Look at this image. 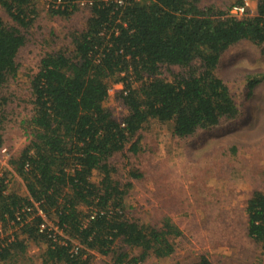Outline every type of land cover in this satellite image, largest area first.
<instances>
[{
    "label": "trees",
    "instance_id": "obj_1",
    "mask_svg": "<svg viewBox=\"0 0 264 264\" xmlns=\"http://www.w3.org/2000/svg\"><path fill=\"white\" fill-rule=\"evenodd\" d=\"M28 1L0 4L27 27L36 13ZM61 1L58 8L51 7L52 15L70 17L80 2L91 1V16L72 35V49L47 52L30 82L34 112L29 139L10 160L28 195L10 190L5 175L0 178V264L24 257L30 241L46 245L48 264H90L92 251L113 255L116 264L170 257L180 228L170 216L153 224L129 218L126 198L133 182L114 178L112 159L129 145L137 153L140 132L152 120L169 123L173 135L184 139L241 117L217 70L224 53L239 42L264 47V0H256L255 15L243 17L230 13L232 5L224 10L203 0H127L123 5L113 0ZM27 41L20 27L0 15V126L10 113L7 90L19 74L18 57ZM165 66H179L180 72L169 80L161 75ZM259 76L248 75L246 104L264 80ZM114 84L123 85L119 98L128 112L122 119L105 106ZM3 143L0 132V148ZM95 173L98 181L93 180ZM131 175L142 177L140 172ZM39 209L47 217L55 214L69 238L41 231L45 218ZM246 213L248 235L264 254L263 191L253 192ZM7 228L13 231L1 237ZM127 247L139 255L131 256ZM189 264L214 263L202 255Z\"/></svg>",
    "mask_w": 264,
    "mask_h": 264
},
{
    "label": "rangeland",
    "instance_id": "obj_2",
    "mask_svg": "<svg viewBox=\"0 0 264 264\" xmlns=\"http://www.w3.org/2000/svg\"><path fill=\"white\" fill-rule=\"evenodd\" d=\"M236 1L203 0V3L226 10ZM28 3L36 13L30 15L34 19L27 27L18 25L0 4L4 21L20 27L28 38L19 53V74L7 90L12 100L10 113L0 126L3 146L8 149L9 167L3 169L5 183L21 196H27L28 190L10 160L20 154L29 139V121L34 112L30 82L47 52L72 49V35L82 31L91 16V8L86 5H80L70 17L64 18L52 15L45 0ZM250 7L249 14L255 15L257 3L250 0ZM178 72L179 66H165L161 75L173 80V73ZM217 72L240 107L239 119L225 120L184 139L173 135L169 123L152 120L140 132L141 147L137 153L129 150V145L124 153L112 159L116 167L114 178L122 184L133 182L126 198L129 218L153 224L170 216L182 232L174 238L176 251L170 257L150 256L138 264H189L202 255L214 264H264L260 245L248 235L246 213L253 192H264V80L255 86V94L246 104L248 75H264V47L249 41L231 46ZM122 89V84H114L105 102L117 119L128 112L119 98ZM132 172H140L142 177L133 178ZM99 179L95 173L93 180ZM38 214L41 215L40 211ZM45 216L50 227L57 226L55 214ZM17 229V235L23 238ZM12 231L7 228L1 237ZM62 235L68 237L64 231ZM28 244L25 260L22 257L3 264H27L26 261L48 264L44 262L46 245L32 241ZM127 250L131 256L139 255V250L128 247ZM90 264L116 263L113 255L92 251Z\"/></svg>",
    "mask_w": 264,
    "mask_h": 264
},
{
    "label": "built area",
    "instance_id": "obj_3",
    "mask_svg": "<svg viewBox=\"0 0 264 264\" xmlns=\"http://www.w3.org/2000/svg\"><path fill=\"white\" fill-rule=\"evenodd\" d=\"M34 2L39 1V0H32ZM47 3V8L51 9V7L53 6L54 8H58L61 4L62 1L61 0H45ZM115 3L119 4V5H123L127 0H113ZM92 2L91 1H83L80 2V5H86L89 6ZM250 0H244V2L242 4H234L232 6V8L230 9V13L233 16L236 17H243L247 14H249V9H250ZM8 155V149L7 147L3 146L0 148V178H2L4 176V167H9L8 166V158H6ZM37 205V203H36ZM30 210V209H28ZM41 215L44 216L45 221L43 223H41V228L47 230L48 232H51L52 237H58V235L62 236V232L63 230L57 225L56 227L52 226L50 227L47 220H46V216L44 214V212L39 209ZM3 223H0V228L2 226ZM1 230V229H0ZM2 233V232H0ZM75 245H78L77 242H74ZM77 249V247H76Z\"/></svg>",
    "mask_w": 264,
    "mask_h": 264
},
{
    "label": "crops",
    "instance_id": "obj_4",
    "mask_svg": "<svg viewBox=\"0 0 264 264\" xmlns=\"http://www.w3.org/2000/svg\"><path fill=\"white\" fill-rule=\"evenodd\" d=\"M255 3H257V1L256 0H253Z\"/></svg>",
    "mask_w": 264,
    "mask_h": 264
}]
</instances>
